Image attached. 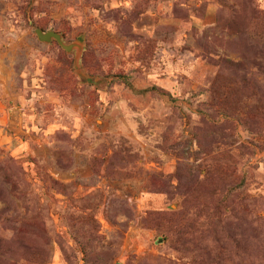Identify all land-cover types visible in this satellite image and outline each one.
I'll return each instance as SVG.
<instances>
[{
  "label": "rangeland",
  "instance_id": "1",
  "mask_svg": "<svg viewBox=\"0 0 264 264\" xmlns=\"http://www.w3.org/2000/svg\"><path fill=\"white\" fill-rule=\"evenodd\" d=\"M7 92L0 264H264V0H0Z\"/></svg>",
  "mask_w": 264,
  "mask_h": 264
},
{
  "label": "crops",
  "instance_id": "2",
  "mask_svg": "<svg viewBox=\"0 0 264 264\" xmlns=\"http://www.w3.org/2000/svg\"><path fill=\"white\" fill-rule=\"evenodd\" d=\"M5 93V91L3 92ZM8 105H0V146L6 148L11 156L20 158L32 157L43 163L53 164L49 167V172L56 174V145L55 134L62 130L56 122L45 123L37 119L34 114L29 113L22 104L16 105L11 100L12 95L7 92ZM61 178L67 172L59 173Z\"/></svg>",
  "mask_w": 264,
  "mask_h": 264
},
{
  "label": "water",
  "instance_id": "3",
  "mask_svg": "<svg viewBox=\"0 0 264 264\" xmlns=\"http://www.w3.org/2000/svg\"><path fill=\"white\" fill-rule=\"evenodd\" d=\"M37 38L41 41L49 42L51 39H54L62 48L69 50L71 45H65L62 41L61 35L55 31H43L40 28L35 29Z\"/></svg>",
  "mask_w": 264,
  "mask_h": 264
}]
</instances>
